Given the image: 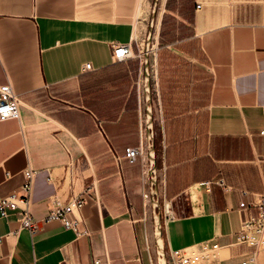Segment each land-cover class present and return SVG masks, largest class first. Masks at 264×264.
<instances>
[{"label":"crops","instance_id":"1","mask_svg":"<svg viewBox=\"0 0 264 264\" xmlns=\"http://www.w3.org/2000/svg\"><path fill=\"white\" fill-rule=\"evenodd\" d=\"M153 2L0 0V84L20 99L19 118L0 120V195L21 193L23 170L34 168L38 226L33 237L26 228L6 236L17 212L0 216V264H154L142 219L150 203L144 61H115L110 47L130 42L137 54ZM160 6L149 75L163 251L217 242L209 264H240L252 248L236 243L237 233L257 211L240 202L264 193V0ZM138 145L134 161L117 162ZM74 196L84 197L82 236L43 220L51 198ZM251 264H264V249Z\"/></svg>","mask_w":264,"mask_h":264},{"label":"built area","instance_id":"2","mask_svg":"<svg viewBox=\"0 0 264 264\" xmlns=\"http://www.w3.org/2000/svg\"><path fill=\"white\" fill-rule=\"evenodd\" d=\"M110 47L112 59L115 61L141 56L140 51L137 54L133 53L130 42H112ZM91 68L90 62L83 64L84 70ZM19 116L20 99L18 94L9 82L0 84V120L19 118ZM260 133L264 134V129H261ZM142 151V145L126 146L123 155L117 156L116 160L119 163L120 157H123L129 161H134ZM35 173L34 168L26 167L23 170L21 193L13 191L0 195V216L6 217L9 210H16L17 212L18 228L7 232L6 236H16L22 228H26L31 237L38 231L37 221L31 216V192ZM222 181L220 178L219 182L222 183ZM50 202L44 221L56 220L63 227L71 229L76 236L87 234L86 229L80 228L81 220L76 216V213L82 208L84 197L74 196L67 202H61L57 197H53ZM240 206H251L257 209L256 214L241 221L236 237V243L245 244L252 248L249 256L243 259L240 264H251L255 253L264 249V193L254 195L249 202L241 201ZM1 238L2 236H0V241ZM219 247L217 242H200L195 245L170 248L167 255V264H209L217 257Z\"/></svg>","mask_w":264,"mask_h":264},{"label":"rangeland","instance_id":"3","mask_svg":"<svg viewBox=\"0 0 264 264\" xmlns=\"http://www.w3.org/2000/svg\"><path fill=\"white\" fill-rule=\"evenodd\" d=\"M156 8V7H155ZM156 17H157V10L153 9L150 11V16L148 18V21L146 23V25L143 27V29L141 30V34H139L138 37V43L137 45H135L134 49L135 51L138 53V51L140 50L141 52V56L140 59H143L144 61V54H147L148 57V68L150 67V61H151V53H150V49L151 46L153 44V42H155L156 40V36L154 37V35L157 34V29L155 28V22H156ZM156 45V42H155ZM149 74H150V68H149ZM148 81H149V87H150V103H151V80H150V75L148 76ZM144 91V90H143ZM144 97V96H143ZM144 102H145V97L143 98ZM145 108V106H144ZM146 110V108H145ZM155 215H158V221L160 224V229H161V212H160V204L159 202L157 203V206L155 207V209H152L151 207V203H149V207H148V212L142 217L143 222H144V227L147 230L148 233V249L150 251L151 257L153 259L154 264H158L157 262V250H156V243H155ZM166 258V262H167V255H165Z\"/></svg>","mask_w":264,"mask_h":264},{"label":"water","instance_id":"4","mask_svg":"<svg viewBox=\"0 0 264 264\" xmlns=\"http://www.w3.org/2000/svg\"><path fill=\"white\" fill-rule=\"evenodd\" d=\"M153 9H156V0L153 2ZM149 69H148V57L144 54V81H143V92L145 97V108H146V125H147V144H148V154H149V179H150V203L152 209L157 206L158 200L156 198L155 189V160H154V149H153V139L151 132V103H150V87H149ZM156 225H155V243L157 250V262L161 264V259H163V264H167L165 254L162 246L161 229L158 221V215H155ZM159 235V236H158ZM161 239V250L159 249V240Z\"/></svg>","mask_w":264,"mask_h":264},{"label":"bare ground","instance_id":"5","mask_svg":"<svg viewBox=\"0 0 264 264\" xmlns=\"http://www.w3.org/2000/svg\"><path fill=\"white\" fill-rule=\"evenodd\" d=\"M163 2V1H162ZM161 4V3H160ZM160 11H161V6L159 7L158 9V13H157V19H156V22H155V28L157 29V26H158V21H159V17H160ZM156 35H154L155 37ZM156 41V40H155ZM154 48H155V42H153L152 46H151V49H150V53L153 55L154 53ZM151 55V56H152ZM155 59V58H154ZM159 236V235H158ZM160 239V238H159ZM159 249L161 250V239L159 240ZM161 264H163V259H161Z\"/></svg>","mask_w":264,"mask_h":264}]
</instances>
